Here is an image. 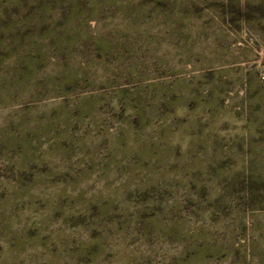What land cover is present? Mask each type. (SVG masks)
I'll list each match as a JSON object with an SVG mask.
<instances>
[{
	"label": "rangeland",
	"instance_id": "374dc122",
	"mask_svg": "<svg viewBox=\"0 0 264 264\" xmlns=\"http://www.w3.org/2000/svg\"><path fill=\"white\" fill-rule=\"evenodd\" d=\"M0 264H264V0H0Z\"/></svg>",
	"mask_w": 264,
	"mask_h": 264
}]
</instances>
